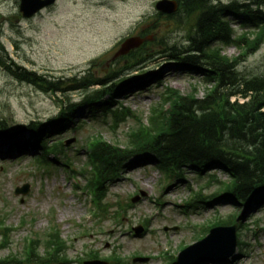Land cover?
<instances>
[{"label":"rangeland","instance_id":"rangeland-1","mask_svg":"<svg viewBox=\"0 0 264 264\" xmlns=\"http://www.w3.org/2000/svg\"><path fill=\"white\" fill-rule=\"evenodd\" d=\"M157 1L58 0L55 6L26 20L19 10L20 0H0L1 41L8 58L47 79H60L63 86L68 85L56 94L46 92L17 80L0 65V121L12 133V141L0 140V153L3 151L5 156H0V215L4 212L7 217L6 226L16 227L10 247L0 249V256L23 252L28 238L44 233L55 221L66 240V253L76 261L88 259L91 252L99 258H123H111L110 264H172V259H166L178 257L185 247L200 240L204 227L237 212L242 217L240 239L245 243L238 246L235 256L227 260L208 259L207 252L201 254L206 256L204 259L194 264H264L263 203L239 207L222 197L212 204L187 206L193 193L202 190L203 195H211L220 187L217 180H229L228 174L219 168L198 175L193 168L186 167L185 179H170L151 156L134 157L123 166L119 178L106 183L103 203L108 205L109 212L103 215L104 221H95L89 217L93 213L89 206L91 195L83 189L86 177L90 176H73L61 163L38 167L34 152L16 150L30 135L21 129L22 125L38 121L46 123L49 130L52 122L48 120L58 115L62 104L67 106L69 102L78 103L75 123L61 132L48 133L44 140L66 143L72 139L66 147L73 170L86 166L87 150L81 146L92 134L101 132L104 139L125 142L126 132L136 121L128 119L113 131L109 122L100 118L103 105L94 104L91 108L86 104V96L101 88L83 87L92 76L116 90L112 102L115 108L128 106L143 117L150 115L166 88L197 98L205 96L214 82H206L203 72H194L195 66L188 67L183 59L190 54L189 29L193 21L182 16L167 19L157 11ZM227 16L235 35L249 29L240 25L241 17ZM134 36H141L142 43L129 53L114 57L120 45ZM243 44L217 41L212 46H220L222 53L232 58L243 55ZM129 54L133 59L126 57ZM238 69L245 78L264 75V43L243 56ZM92 109L99 118L92 119ZM11 142L15 143L11 146ZM11 148V153L5 152ZM211 176L216 177L211 180ZM25 184L30 186L28 193H15L17 186ZM133 198L138 199L132 201ZM121 205L124 211H119L121 219L116 220L114 212ZM156 210L159 214H155ZM23 220L26 224L21 226ZM141 226L142 231L137 233L135 229ZM84 228L88 229L85 233ZM134 253L148 259L135 262L131 258Z\"/></svg>","mask_w":264,"mask_h":264},{"label":"trees","instance_id":"trees-1","mask_svg":"<svg viewBox=\"0 0 264 264\" xmlns=\"http://www.w3.org/2000/svg\"><path fill=\"white\" fill-rule=\"evenodd\" d=\"M212 1L180 0L178 13L180 16L186 15L187 19L196 15L195 25L192 24L189 29L190 54L183 59L189 63V67L195 66V71L203 72L205 81L214 82V85L202 98L185 95L177 89H167L162 101L151 108L146 121L128 106L116 110L106 109L103 117L107 119L111 116L116 127L130 118L135 119L137 125L128 133L125 147L105 140L100 134L93 136L86 147L88 162L93 170L90 186L97 199L108 178L117 176L121 165L128 158L150 153L157 157L166 171L180 170L185 165L198 170L218 166L227 171L230 180L217 193L209 196L211 201L223 195L241 205L252 200L264 202V75L245 78L238 69L240 59L264 43V0H248L244 3L232 0L229 4H213ZM227 14L241 15L252 32L233 38ZM216 41L225 44L243 42V55L233 58L223 55L220 47L211 46ZM175 53L172 52L171 56L175 57ZM0 65L17 80L29 82L44 91L57 93L66 90L62 80H49L37 71L29 70L8 58L1 40ZM86 80V86L83 87L104 84L102 79L93 76ZM111 90L112 87L96 90L92 94L94 96L89 95L92 98L90 102L95 97L98 101L103 100V96ZM233 97L236 99L233 100ZM74 106V103L69 102L67 107L61 108L57 127L73 122L71 113ZM22 129L30 131L36 139V142L29 141L28 145L42 153L36 158L39 162H51L48 157L52 154L59 162L62 161L61 155H64L67 158L64 160L66 165L70 166L64 142H56L51 146L42 142L41 138L47 131L42 129L40 122L32 121L23 125ZM0 134L9 135L6 123L2 121ZM236 222L237 216L232 214L218 224L231 225ZM10 230L5 227L2 231L0 248L6 245ZM38 240L44 245V252H40L38 243L33 240L24 254L0 257V264L68 263L65 242L58 228Z\"/></svg>","mask_w":264,"mask_h":264},{"label":"water","instance_id":"water-1","mask_svg":"<svg viewBox=\"0 0 264 264\" xmlns=\"http://www.w3.org/2000/svg\"><path fill=\"white\" fill-rule=\"evenodd\" d=\"M55 0H21L20 11L24 17H32L44 7L51 5ZM177 3L173 0H161L157 4V8L163 12H174L177 10ZM140 41L136 38H131L123 44L121 53L128 52L131 48L138 46ZM17 192H20L17 190ZM25 192V191H24ZM237 236L236 226L219 227L212 230L211 234L204 240L197 242L184 250L179 257V261L186 263L187 259H200L199 254L217 251L223 258H228L236 251ZM87 264H105L102 261L94 260Z\"/></svg>","mask_w":264,"mask_h":264}]
</instances>
